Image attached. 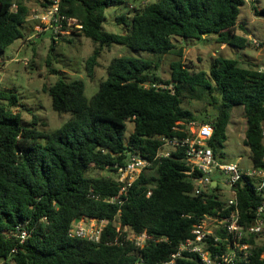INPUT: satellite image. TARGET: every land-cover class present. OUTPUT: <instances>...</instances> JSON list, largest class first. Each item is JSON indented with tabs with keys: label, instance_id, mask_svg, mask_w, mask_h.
<instances>
[{
	"label": "trees",
	"instance_id": "obj_1",
	"mask_svg": "<svg viewBox=\"0 0 264 264\" xmlns=\"http://www.w3.org/2000/svg\"><path fill=\"white\" fill-rule=\"evenodd\" d=\"M124 0H62V11L76 18L75 28L59 40L72 45L81 36L90 39L94 51L86 71L94 79L103 50L122 45L153 58L117 56L107 66L106 78L88 98L83 80L59 79L43 90L52 108L69 119L53 131L40 129L32 116L23 124L14 110L19 97L0 90V262L5 264H163L179 246L193 236L204 215L217 216L221 205L215 195H195L194 176L182 150L154 160L162 138H181L193 121L212 123L210 145L217 158L227 139L233 108L241 106L247 123L244 144L250 149L252 168L264 171L262 124L264 122V70L245 68L236 59L218 56L208 71H193L185 65L183 48L173 37L203 40L216 36L220 44L245 48L250 41L236 33L245 0H156L134 8L132 18L117 17L123 35L103 28L105 11ZM0 0V53L25 38L23 26L30 7L18 0ZM264 17V6L254 7ZM245 28H242L244 30ZM52 35L47 67L58 41ZM175 55L171 74L163 80L156 74L162 57ZM145 85L148 87L145 88ZM193 102L205 103L214 111L199 118L190 109ZM183 123V124H181ZM129 124L133 130L129 133ZM42 126H47L42 121ZM129 153L152 162L121 192L117 168ZM93 169L110 176H89ZM150 193V195H148ZM243 222L262 196L245 185L238 191ZM119 197L123 203H110ZM225 215L224 213L222 214ZM81 217L105 220L101 241L70 237L74 220ZM115 223H118L120 230ZM18 226L28 232L20 244ZM146 233L141 248L134 237ZM248 263L264 264V242L251 240ZM15 250V251H14ZM14 251V252H13ZM178 258L175 264H199L198 258Z\"/></svg>",
	"mask_w": 264,
	"mask_h": 264
},
{
	"label": "rangeland",
	"instance_id": "obj_2",
	"mask_svg": "<svg viewBox=\"0 0 264 264\" xmlns=\"http://www.w3.org/2000/svg\"><path fill=\"white\" fill-rule=\"evenodd\" d=\"M154 1L156 0H124L121 4L111 5L105 11L103 28L108 32L123 35L125 27L117 22V17L125 15L132 18L134 8ZM245 1L246 4L240 9L236 33L247 37L249 41L253 39L264 41V17H258L254 12V7L260 9L264 6V0ZM34 25V22L28 21L23 26L25 38L15 41L0 53V90H12L18 95L19 106L14 110L21 113L25 125L31 122L33 115H37L41 124L42 121L47 124L46 127L41 124L38 127L53 131L69 119L68 114L60 115L53 110L51 98L43 90L44 85H53L61 78L68 81L83 80L86 86L85 95L91 98L97 92L100 81L106 78L107 66L112 58L117 56L153 58L145 52L133 51L122 45H112L109 49L103 50L98 59L94 79H90L86 71V61L93 53L95 45L90 39L81 36L72 45L58 41L53 53L56 58L52 59V68L58 71L51 73L46 64L50 55L52 33L50 31L38 33L39 29L34 28ZM172 41L183 48L182 58L185 65L193 71H208L212 60L218 56L236 59L240 66L245 68L264 70V45L255 46L250 43L245 48H237L218 43L214 35L204 37L203 40L173 37ZM177 59L175 55L162 57L156 74L163 80H168L171 74L170 64ZM189 106L199 118L214 113L205 103L193 102ZM246 128L243 108L236 106L232 110L226 132L227 139L219 155L220 160L237 163L243 171L252 168L251 152L243 141ZM128 129L129 133L133 130L132 124H129ZM88 175L110 176L111 173L93 169ZM116 225L119 226L118 223Z\"/></svg>",
	"mask_w": 264,
	"mask_h": 264
},
{
	"label": "built area",
	"instance_id": "obj_3",
	"mask_svg": "<svg viewBox=\"0 0 264 264\" xmlns=\"http://www.w3.org/2000/svg\"><path fill=\"white\" fill-rule=\"evenodd\" d=\"M17 1L13 0L12 10H16ZM25 1L30 7L28 21L34 22V28L39 29L38 33L50 31L55 39L59 40L73 29L82 28L76 18L68 17L62 11V0ZM250 43L255 46L264 45V41L256 39ZM147 87L145 85V88ZM187 128L188 134L184 137L162 138L161 146L153 159L168 158L173 152L182 150L190 167L186 174L194 176V194H214L221 209L217 216L204 215L194 226L193 236L182 242L177 253L163 264H175L178 258H192L191 256L198 258L199 264L248 263L251 258L252 238L260 244L264 242V171L254 168L243 171L239 164L217 158L210 145L214 133L212 123L193 121L187 124ZM262 138L264 148V122ZM151 164V161L139 154L129 153L126 163L118 167L115 173L116 180L121 184V192H125ZM245 185L263 198L260 204L252 209L254 217L249 224L243 222L238 195L239 189ZM109 202L121 204L123 200L113 197ZM105 224V220L81 217L73 221L69 236L99 243ZM116 226L120 230V227ZM16 236L20 244H23L28 232L23 226H18ZM133 239L135 244L142 248L148 236L143 233ZM261 256L264 260V250ZM0 264L5 263L1 261Z\"/></svg>",
	"mask_w": 264,
	"mask_h": 264
}]
</instances>
